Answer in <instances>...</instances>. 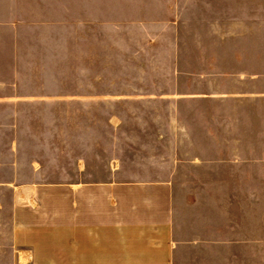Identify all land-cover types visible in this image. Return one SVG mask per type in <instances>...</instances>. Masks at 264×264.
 <instances>
[{
  "label": "crops",
  "instance_id": "1",
  "mask_svg": "<svg viewBox=\"0 0 264 264\" xmlns=\"http://www.w3.org/2000/svg\"><path fill=\"white\" fill-rule=\"evenodd\" d=\"M190 14L86 0L78 55L71 8L0 0V262L221 264L228 245L236 264L221 226L264 192L244 180L264 179V74Z\"/></svg>",
  "mask_w": 264,
  "mask_h": 264
},
{
  "label": "rangeland",
  "instance_id": "2",
  "mask_svg": "<svg viewBox=\"0 0 264 264\" xmlns=\"http://www.w3.org/2000/svg\"><path fill=\"white\" fill-rule=\"evenodd\" d=\"M147 1V0H145ZM41 7L61 9L62 21L67 18L68 8L76 12L78 55L83 54L84 40V8L86 0H23ZM170 6L167 4L166 7ZM174 7L180 8L186 15L187 22L200 23L206 26V40H222L220 50L222 56L236 52L238 70L259 72L264 74V0H174ZM72 13V12H71ZM212 26L215 28L213 29ZM230 44V48H228ZM228 52V54H227ZM83 57V56H82ZM83 60V59H82ZM78 59L75 102L78 107L76 123H84V75L83 63ZM81 67V70L79 69ZM264 80V78H263ZM67 83V81H66ZM74 81L71 80V93ZM69 92L68 84H65ZM242 180V179H240ZM252 189L262 188L264 179H244ZM260 186V187H259ZM237 208L232 218H226V227L222 232L233 233L238 237L233 251L236 253V264H264V192L237 195ZM234 217V218H233ZM230 223V224H228ZM229 225V228H228ZM230 229V230H229ZM229 246H222V254L228 252ZM221 256V264H227L228 258ZM228 255V254H226ZM3 260L0 264H8Z\"/></svg>",
  "mask_w": 264,
  "mask_h": 264
}]
</instances>
